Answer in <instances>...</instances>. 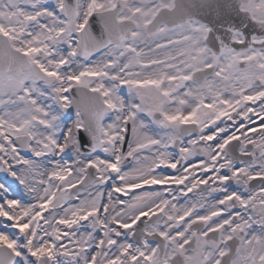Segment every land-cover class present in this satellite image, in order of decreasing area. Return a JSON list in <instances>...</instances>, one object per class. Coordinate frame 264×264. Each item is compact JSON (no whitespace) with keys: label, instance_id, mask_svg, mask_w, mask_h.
Masks as SVG:
<instances>
[{"label":"snow or ice","instance_id":"obj_1","mask_svg":"<svg viewBox=\"0 0 264 264\" xmlns=\"http://www.w3.org/2000/svg\"><path fill=\"white\" fill-rule=\"evenodd\" d=\"M0 173V264H264V0H0Z\"/></svg>","mask_w":264,"mask_h":264},{"label":"water","instance_id":"obj_2","mask_svg":"<svg viewBox=\"0 0 264 264\" xmlns=\"http://www.w3.org/2000/svg\"><path fill=\"white\" fill-rule=\"evenodd\" d=\"M3 178H4V174L0 173V179H3Z\"/></svg>","mask_w":264,"mask_h":264},{"label":"flooded vegetation","instance_id":"obj_3","mask_svg":"<svg viewBox=\"0 0 264 264\" xmlns=\"http://www.w3.org/2000/svg\"><path fill=\"white\" fill-rule=\"evenodd\" d=\"M191 195V194H190Z\"/></svg>","mask_w":264,"mask_h":264}]
</instances>
